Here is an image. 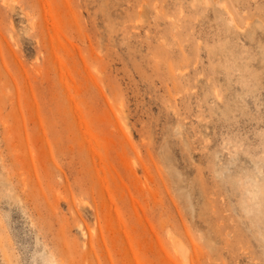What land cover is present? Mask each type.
<instances>
[{"label":"rangeland","instance_id":"rangeland-1","mask_svg":"<svg viewBox=\"0 0 264 264\" xmlns=\"http://www.w3.org/2000/svg\"><path fill=\"white\" fill-rule=\"evenodd\" d=\"M0 264H264V0H0Z\"/></svg>","mask_w":264,"mask_h":264}]
</instances>
